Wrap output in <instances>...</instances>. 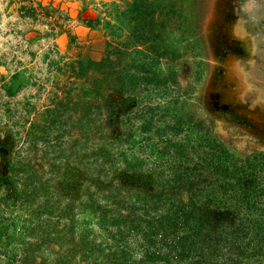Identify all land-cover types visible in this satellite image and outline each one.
I'll list each match as a JSON object with an SVG mask.
<instances>
[{"label":"rangeland","instance_id":"rangeland-1","mask_svg":"<svg viewBox=\"0 0 264 264\" xmlns=\"http://www.w3.org/2000/svg\"><path fill=\"white\" fill-rule=\"evenodd\" d=\"M134 1L0 0V264H185L168 205L264 216V0Z\"/></svg>","mask_w":264,"mask_h":264},{"label":"trees","instance_id":"trees-1","mask_svg":"<svg viewBox=\"0 0 264 264\" xmlns=\"http://www.w3.org/2000/svg\"><path fill=\"white\" fill-rule=\"evenodd\" d=\"M143 3H145V6L151 7L154 0L150 2H145V0H141ZM138 0H135L134 3L138 4ZM149 12H152L148 10ZM140 25L144 26L143 23ZM114 63V60H112L109 56V54L101 57L100 59H86V60H79L78 61V66L75 69V73L77 76H84L87 74L88 70L90 69H95L98 72L103 74L102 79L104 80H109L107 78V75H111L115 72V70H112L111 67ZM97 88L99 87L96 84ZM49 121V119H48ZM53 121V120H52ZM191 170V169H190ZM187 172V169H186ZM191 173V171H189ZM187 174L188 176L191 174ZM180 180H182L180 178ZM184 184V182L182 183ZM189 190L192 189L191 185H188ZM204 185H198L195 188H202ZM196 191V189H195ZM201 192V190H200ZM193 193V192H192ZM247 198V196H246ZM245 198V199H246ZM162 199V196H160L158 193H155L153 196L150 197L149 201L150 204L148 205V209L146 211L149 212L150 209H158L164 206L160 202ZM244 199V200H245ZM160 204V205H159ZM201 206V204L198 205V208ZM247 206V205H246ZM263 205H261L262 208ZM247 208V207H246ZM175 209H171V206L168 205L165 214L162 215L164 217L165 215V221L166 223H173L174 225L173 228H176L180 226L177 225V223H181L182 227L185 226H190V229H192L194 233V236L196 238L195 241L198 242V247L194 249V253L190 255V247H186L185 241L187 235H184L182 237H179L178 240L176 241V247H173L174 251H168L169 253V258H173L174 255H176V262H182L186 261L187 263L185 264H224L220 262L222 260V257L220 256V251L222 248L221 240L224 239V237L227 234H231L233 232L234 236L229 240V243H231V246L227 247V249L233 248L235 250V258L238 259L240 257L244 258L246 256H253L254 258L261 260L264 257V216L260 217L257 215L250 214L246 212L245 214L240 216H235L232 220H227V221H221L223 225H221L220 230L218 231H211L206 224V219L203 214L197 213L198 209L195 208V203L193 202V198L187 201V203L182 202V207L178 208L179 213L176 215H173ZM264 210V209H263ZM176 213V211H175ZM161 217V218H162ZM147 220V221H146ZM222 220V219H221ZM138 222H135V220L131 221L134 226L136 227V230L139 232L142 231L140 228V225L142 226L143 221L147 222L146 226L153 227L154 226V219L150 220L142 217L137 219ZM164 223V224H166ZM192 223V224H191ZM159 227L162 229L164 228L163 223H158ZM209 225V224H208ZM149 229L151 230V228ZM155 228V227H154ZM224 228V229H223ZM175 229L170 231L169 233H173ZM205 230V231H203ZM250 232L252 234V237L247 239V241L243 242L239 239L241 237H246L247 234ZM243 234V236L239 237L236 235L237 234ZM142 236L148 241L150 240V237L148 233H141ZM168 236V235H167ZM174 243V242H173ZM220 244V245H219ZM156 253V252H155ZM154 253V254H155ZM149 258H155L154 255H148ZM191 259V260H190ZM258 264V263H257ZM264 264V262L262 263Z\"/></svg>","mask_w":264,"mask_h":264}]
</instances>
